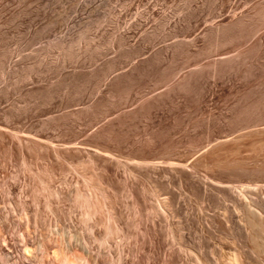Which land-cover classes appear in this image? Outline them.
<instances>
[{
    "label": "rangeland",
    "instance_id": "1",
    "mask_svg": "<svg viewBox=\"0 0 264 264\" xmlns=\"http://www.w3.org/2000/svg\"><path fill=\"white\" fill-rule=\"evenodd\" d=\"M177 158L264 185V0H0V211L23 222L20 199L31 236L67 227L106 264H166L148 210ZM76 188L100 200L86 224Z\"/></svg>",
    "mask_w": 264,
    "mask_h": 264
},
{
    "label": "bare ground",
    "instance_id": "2",
    "mask_svg": "<svg viewBox=\"0 0 264 264\" xmlns=\"http://www.w3.org/2000/svg\"><path fill=\"white\" fill-rule=\"evenodd\" d=\"M197 159L188 163L185 159L177 158L162 167L166 178L162 188L163 198L159 201L156 199V203L150 205V211L148 210L154 216L159 214L162 217L164 234L169 241L166 242L165 263L172 264V257L176 255L180 259L178 264H264V185L237 187L217 178H203L197 175ZM91 182L92 185L88 183L90 186H87H95ZM98 186H95L96 189L100 188ZM95 187L91 189L96 190ZM76 189V202L79 209L84 208L82 221L86 224L87 220L92 219L91 213L98 211L97 203L100 200L95 203L92 191L94 200H90V192L86 194ZM50 194L59 193L50 190ZM152 194L156 195V192L152 191ZM187 199L194 204L186 207ZM89 200L98 205L93 206L97 207L94 211L90 208L93 203H89ZM86 207L91 212L89 208L86 211ZM192 209L197 212V216L190 211ZM5 211H0V232L14 229L17 244L15 256L9 251L1 250L0 264H106L112 257L109 250L95 252L90 247L92 238L70 232L67 227L56 229L61 236V242L56 240V245L50 244L46 236H31V228L33 225L38 226V220L30 218L20 199L14 213H24L23 222L20 219L19 223L14 221L10 209L8 213ZM211 238H216L213 246H210ZM1 240L5 243L6 238Z\"/></svg>",
    "mask_w": 264,
    "mask_h": 264
}]
</instances>
